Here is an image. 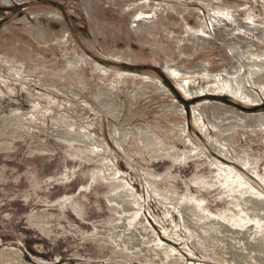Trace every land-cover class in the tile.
<instances>
[{
	"label": "rangeland",
	"instance_id": "1",
	"mask_svg": "<svg viewBox=\"0 0 264 264\" xmlns=\"http://www.w3.org/2000/svg\"><path fill=\"white\" fill-rule=\"evenodd\" d=\"M263 50L264 0H0V264H228L221 221L264 230Z\"/></svg>",
	"mask_w": 264,
	"mask_h": 264
},
{
	"label": "bare ground",
	"instance_id": "2",
	"mask_svg": "<svg viewBox=\"0 0 264 264\" xmlns=\"http://www.w3.org/2000/svg\"><path fill=\"white\" fill-rule=\"evenodd\" d=\"M260 57L264 60V50L261 52ZM249 71L254 77L258 74L254 69ZM252 100L253 102L258 101V99ZM128 195V192L123 190L117 191L108 197L110 204L117 205L118 210L116 212L119 215L129 213L135 208L134 203L130 200V196ZM244 206L245 210L243 211L250 212L258 220L264 221V198H246L244 200ZM220 224L223 228L220 232L225 234V238H220L222 243L220 247L213 248V253L218 258H223L228 264H264V230L263 234H256L253 232L252 227L242 230L237 227L229 226L223 221H221ZM127 228V222L116 224V236L120 237L123 248L128 251H134V249L144 250L145 246L142 245V238L145 237L146 233L141 229L128 230ZM184 228L187 230L190 229V227L185 224Z\"/></svg>",
	"mask_w": 264,
	"mask_h": 264
}]
</instances>
